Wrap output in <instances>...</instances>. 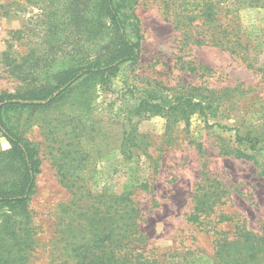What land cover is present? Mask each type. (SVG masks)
<instances>
[{
    "label": "rangeland",
    "instance_id": "374dc122",
    "mask_svg": "<svg viewBox=\"0 0 264 264\" xmlns=\"http://www.w3.org/2000/svg\"><path fill=\"white\" fill-rule=\"evenodd\" d=\"M55 1L52 16L54 0H0V93L24 92L30 70L37 76L66 67L64 53L96 54L97 45L60 16L68 1ZM133 1L137 63L120 66L107 88L82 85L52 106L11 116L36 152L39 173L22 212L0 210L3 261L76 264L66 244L77 238L79 222L74 207L62 210L97 196L125 195L134 203L144 247L164 264H212L219 232L233 242L241 231L264 238V74L241 56L192 43L201 30L186 18L202 0ZM219 8L222 22L236 18L255 67L264 68V0H221ZM56 22L60 32L52 36ZM188 86L214 92V116L195 113L176 124L161 116L124 120L142 90ZM247 137L252 145L237 140ZM9 149L0 137V151ZM237 150L252 159L235 158Z\"/></svg>",
    "mask_w": 264,
    "mask_h": 264
},
{
    "label": "trees",
    "instance_id": "16d2710c",
    "mask_svg": "<svg viewBox=\"0 0 264 264\" xmlns=\"http://www.w3.org/2000/svg\"><path fill=\"white\" fill-rule=\"evenodd\" d=\"M61 8L60 16H68L76 34L97 45L96 54L64 53L67 66L56 72L39 71L37 76L29 72L27 89L18 93H0V137L10 145L7 151H0V173L11 178L0 179V210L16 213L22 212L34 193L39 162L34 148L19 133L17 126L11 123V116L20 115L24 110L43 109L52 106L67 96L74 88L95 84L108 87L110 81L124 64H135L140 58L141 37L138 19L134 12L133 0H67ZM200 6H194L195 15L188 16V26L195 21L200 33L192 39L194 44H204L242 57L249 69L264 74V68H256L250 50V41L239 30L236 18L222 22L224 16L219 8L221 0H202ZM257 6L263 0H244ZM56 1L54 13L56 16ZM223 16V17H222ZM60 25L53 23L50 27L52 36L59 34ZM176 29L181 28L179 22ZM188 36V35H187ZM190 38L192 37L189 35ZM47 64L45 60L39 63ZM40 77V85H37ZM159 90L144 89L138 101L127 107L124 120L133 117L161 116L166 123L185 122L195 114L208 112L215 115L219 102L214 92L188 86L187 89H172L171 95ZM126 134V133H125ZM238 141L252 140L237 138ZM235 158L251 160L252 157L241 151L231 153ZM129 157V156H128ZM65 207L64 213L76 215L79 228L67 242L70 256L76 264H164L146 248L145 237L139 230L140 213L134 203L125 195L118 197L97 196L89 200L80 198L72 200ZM70 219L68 227H72ZM74 229V228H73ZM73 229L68 232L71 233ZM214 244L212 264H264V238L253 233L241 231L238 241H228L225 234ZM18 256L12 260L0 258V264H20Z\"/></svg>",
    "mask_w": 264,
    "mask_h": 264
}]
</instances>
